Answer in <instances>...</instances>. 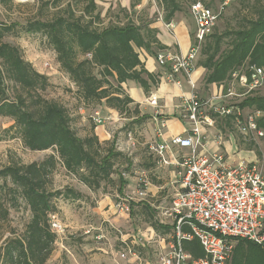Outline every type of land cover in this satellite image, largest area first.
Wrapping results in <instances>:
<instances>
[{"label": "trees", "instance_id": "trees-1", "mask_svg": "<svg viewBox=\"0 0 264 264\" xmlns=\"http://www.w3.org/2000/svg\"><path fill=\"white\" fill-rule=\"evenodd\" d=\"M197 1L204 2L191 0L189 7ZM39 2L33 16L22 23L0 21V116L12 121L5 130L11 132V137L20 138L30 151H52L39 161L25 164L12 160L0 168V222L8 221L10 211L19 208L21 202L29 211L22 231L16 234L10 230L1 243L0 264H46L49 259L56 240L48 221V215L57 210L54 199H78L82 195L72 187L52 189V175L58 166L74 174L90 190L96 191L105 183L116 186L119 193L127 181L123 171L116 167L118 163H126L124 172H127L132 166L115 141L99 140L94 124L85 136L77 134L71 111L43 95L51 86L48 76L36 71L23 58L20 48L4 41V37L22 33L43 36L55 52L59 70L75 86L77 109L104 105L130 118V123H142L147 116L133 118L139 113L138 105L122 83L135 81L148 94L159 82V74L148 72L137 52L138 48L151 52L152 48L164 47L150 21L136 22L132 10L129 13L127 9H119L114 18L104 23L108 11L102 16L95 0ZM159 3L166 22L181 12L178 0ZM238 3L248 12L241 27L211 32L201 45L199 55L203 58L198 65L206 70L203 77L206 84L227 82L231 73L245 64L264 66V0H238ZM7 80L15 86L13 97L8 92ZM240 106L261 110L258 125L264 128V89L246 96ZM256 153L260 155L259 151ZM152 225L166 232L172 227L157 222ZM183 230L188 228L184 226ZM182 246L196 258L204 255L196 237L184 240ZM230 264H264V250L248 240L238 239Z\"/></svg>", "mask_w": 264, "mask_h": 264}, {"label": "built area", "instance_id": "built-area-1", "mask_svg": "<svg viewBox=\"0 0 264 264\" xmlns=\"http://www.w3.org/2000/svg\"><path fill=\"white\" fill-rule=\"evenodd\" d=\"M227 3L224 0L220 10ZM220 10L200 1L190 5L196 29L188 53L159 50L155 55L159 65L169 67V80L179 84L175 74L189 75L192 61L216 25ZM159 18L163 19L161 12ZM223 85V89L208 98L192 93L184 101L179 111V119L188 123L184 134L165 138L166 120L155 116V137L160 141L149 143L148 149L158 162L169 163L164 153L172 146L189 148L190 154L174 161L179 168L178 189L169 207L161 211L165 218L172 219L170 239L167 243L159 239L163 251L157 254L154 264H230L238 239L248 240L264 250V170L256 159H234V153L223 144L225 138L231 137L236 146L232 133L225 128L226 122L245 141L254 144L264 138V128L258 125L262 111L240 106L246 96L264 89V66L245 64L234 70ZM146 102L153 107L157 105L154 95L148 96ZM89 117L95 125L103 123L98 110H92ZM128 137L131 139L130 134ZM209 141L214 143L212 150L208 149ZM149 185L148 173L142 170L132 195H117L111 202L115 213L129 215L131 202L144 200ZM48 218L51 229L56 234L63 233L57 214L50 213ZM184 226L187 231L183 230ZM83 232L92 233L95 241L105 237L93 227ZM118 232L119 247L113 250L111 264H151L143 257L142 250L155 241L153 230L149 234ZM195 237L204 250V255L197 258L182 246L184 240Z\"/></svg>", "mask_w": 264, "mask_h": 264}, {"label": "rangeland", "instance_id": "rangeland-1", "mask_svg": "<svg viewBox=\"0 0 264 264\" xmlns=\"http://www.w3.org/2000/svg\"><path fill=\"white\" fill-rule=\"evenodd\" d=\"M21 1L23 0H0V21L7 24L12 22L22 23L27 18L32 17L40 0ZM178 1L182 7L181 14L191 16H187V22L191 28V40L193 42L196 25L190 13L189 3L191 0ZM203 1V4L211 5L214 10H220V6L224 0ZM152 2L158 10H156L154 16L159 12L163 15L159 0H152ZM101 9L98 6L100 12ZM117 11L118 7L116 6L114 9L108 11L107 17L110 19L114 18ZM122 15L120 14V16ZM247 15L248 12L238 3V0H228L227 5L220 10L218 20L212 32L220 33L238 29ZM136 16L137 14H132L135 20L137 19ZM141 20H144V17H141ZM4 41L17 45L21 50L23 58L30 62L36 71L48 76L51 86L43 92V95L48 99L56 100L71 111L73 117H75L72 120V125L76 123L74 128L79 136H85L90 131V125L94 124L89 117L92 110L100 112L103 117V123L110 121L111 137L109 140H100L101 142H119V138L122 135L127 137L128 133H130L133 139L144 142L152 134L150 129L146 128L144 124L147 118L142 123H130V119L118 114V117L121 119L115 121L107 120L106 116L108 115L103 106L93 107L90 110L84 111L83 113L86 114H84L83 120L78 118L81 116L76 110L79 111L81 108L77 109L79 103L74 94L75 86L69 81L67 75L59 70L55 52L46 43L44 37L40 34L30 35L22 33L19 36L7 35L4 37ZM202 58L199 55L198 59ZM6 83L8 85V92L13 97L15 86L9 80ZM11 123L12 121L9 118L0 116V168L12 160L25 164L31 161H39L52 152L50 149L45 151H30L27 149L20 138L11 137V132H6L5 129ZM184 123L188 126L187 122ZM225 128L232 133V138L235 141L237 149L252 150L254 152H247V155L250 156L252 153L256 155L254 159H250L247 155L241 153L235 154L234 158L236 160L256 159L264 170V138L252 144L249 141L243 140L237 131L233 127L231 128V125H228L227 122L225 123ZM115 146L118 149L116 144ZM147 147L148 144L143 143L135 146L130 151L123 150L131 160L132 166L127 172H124L127 167L126 163H118L116 167L118 171H123L122 175L127 181L120 193L116 190V186L105 183H102L101 188L96 191L90 190L74 174L68 173L61 166L57 167L52 175V189L72 187L82 195L78 199L71 197H58L54 199L55 206L57 207L55 213L63 225L64 231L63 233L56 234L54 250L46 264H111L113 250L119 247L118 231L122 233L141 232L149 234L152 230L156 234L155 241L142 250V255L146 261L154 264L157 254L163 251L161 244H159V239L163 238L167 243L170 239L171 230L169 232H166L163 228L156 230L152 223L157 222L162 225H171L172 219L170 217L165 218L161 214V211L168 208L171 203L172 196L175 193L173 185L158 188L154 194L148 192L144 200H133L129 215L115 213L111 207V202L115 200L117 195H132L137 177L142 170L147 171L150 182L156 183L158 181L156 171L159 168L155 163V159L149 155ZM256 151H259L260 155ZM113 177L117 179L116 174ZM146 204L149 205V208L145 207ZM28 218L29 211L25 208L23 202H21L19 208L12 209L9 220L0 222V245L5 237L9 235L10 230H14L16 234L20 233L24 222ZM91 227L99 229L105 235L104 239L99 241L100 245L98 246L101 248L99 250L96 249L92 233L84 234L83 232L86 228Z\"/></svg>", "mask_w": 264, "mask_h": 264}, {"label": "crops", "instance_id": "crops-1", "mask_svg": "<svg viewBox=\"0 0 264 264\" xmlns=\"http://www.w3.org/2000/svg\"><path fill=\"white\" fill-rule=\"evenodd\" d=\"M97 6H100L101 15L104 16L107 11L114 9L116 6L119 9H127L130 13L132 10L136 16V22H139L138 19L141 20V17H144V20L150 21V27L156 28V37L159 40L160 44L164 47L162 49L152 48L151 52L138 48L137 52L140 60L143 62L145 69L148 72L158 73L159 74V82L153 87L148 94H146L143 89L132 80H128L122 83V87L126 91V93L132 98L133 103L138 105V114L133 116V118L138 119L141 116H147L145 120V127L149 128L151 131L150 137H147L144 142L137 141L135 139L125 136H121L119 138V142H115L118 146V149L123 151L124 149L130 151L135 146H139L143 143H152L159 142L160 139L155 137L156 131V118H164L166 120V128L163 129L164 137L169 138L176 134H184L186 128V124L179 119V111L180 107L183 105L184 101L192 94L195 93L197 96L202 98H208L211 95L217 93L221 89H223V83L220 84H206L203 81V77L205 75V69L198 65V57L199 54L192 61V69L189 75H185L184 73H178L174 75V79L179 81V84L175 81L168 79L169 67L167 65H159L156 61L155 54L159 50H169L180 55H186L192 45L191 40V28L187 22V18L191 17L190 15H182L181 12L175 14V16L169 21L166 22L163 19L159 18V13L154 16L156 13V6L153 4L152 0H95ZM151 3V4H150ZM133 4V8L131 7ZM150 4V5H149ZM109 9V10H108ZM117 11V12H118ZM158 11V10H157ZM116 12V13H117ZM189 14V13H188ZM140 17H139V16ZM188 16V17H187ZM109 17H105L104 23H107ZM115 22V20H114ZM193 85V86H192ZM150 95H154L157 99L156 107L148 104L146 102V98ZM106 110L107 120H119L121 118L118 117V113L106 106L102 105ZM133 106V105H132ZM85 109L81 108L79 110L80 119L83 120V116L86 113ZM130 119V118H129ZM132 119V118H131ZM85 120V119H84ZM110 121L104 122L101 125H95L94 132L98 136L99 140H109L111 137L110 130ZM153 127V128H152ZM145 130V129H144ZM210 137H208V140ZM224 146L230 152H233L234 158L235 154H245L247 152L245 150L237 149L234 143L232 142L231 137L225 138ZM148 148V147H147ZM208 149H214V143L209 141ZM245 151V152H244ZM189 148H181L177 146H172L171 149L165 151L164 156L169 161L166 164H160L157 160V157L152 154L151 156L155 159V163L157 165L158 170L156 173L158 174L156 178L158 181L156 183L150 182L148 187V192H152L154 194L158 188H162L165 186L173 185L175 191L178 189V171L179 168L174 164L175 158L180 157L182 155H189ZM255 154L252 153L250 156L247 155L248 158L254 159ZM235 159V158H234ZM153 170V168H152ZM164 179V180H163ZM160 180V181H159ZM98 209V208H97ZM96 209V210H97ZM95 212V211H94ZM96 249L99 248V241H95Z\"/></svg>", "mask_w": 264, "mask_h": 264}, {"label": "water", "instance_id": "water-1", "mask_svg": "<svg viewBox=\"0 0 264 264\" xmlns=\"http://www.w3.org/2000/svg\"><path fill=\"white\" fill-rule=\"evenodd\" d=\"M21 2H27L26 0H23V1H21Z\"/></svg>", "mask_w": 264, "mask_h": 264}, {"label": "bare ground", "instance_id": "bare-ground-1", "mask_svg": "<svg viewBox=\"0 0 264 264\" xmlns=\"http://www.w3.org/2000/svg\"><path fill=\"white\" fill-rule=\"evenodd\" d=\"M26 1H31V0H26Z\"/></svg>", "mask_w": 264, "mask_h": 264}]
</instances>
